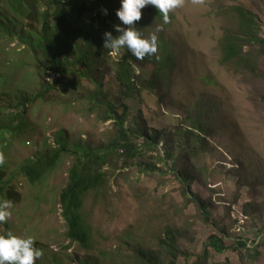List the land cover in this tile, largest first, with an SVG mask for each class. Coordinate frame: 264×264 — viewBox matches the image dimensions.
Listing matches in <instances>:
<instances>
[{"label": "rangeland", "instance_id": "rangeland-1", "mask_svg": "<svg viewBox=\"0 0 264 264\" xmlns=\"http://www.w3.org/2000/svg\"><path fill=\"white\" fill-rule=\"evenodd\" d=\"M94 2L89 0L90 10L80 19H72L70 30L85 29L93 40L92 53L97 54L104 69H112L122 53L111 60L98 50L103 45L98 36L102 30L98 16L108 19L105 10L109 7L110 15L119 21L116 10L120 0L103 6L100 2V7ZM224 3L255 14L264 37V0H183L182 6L169 12L168 23L149 14L147 8L142 10L137 27L147 37L161 25L157 42L162 43V50L167 49L159 54H173L175 65L172 77L162 80L163 89L145 92L143 103L130 101L133 111L125 121L130 127L131 116L140 117L139 112L144 115L149 109L161 113L166 108L156 124L164 130L156 146L162 160L157 161L155 174L137 165H116L114 160L104 166L105 185L98 195L90 192L84 203L91 232V246L86 250L68 238L61 205L73 158L65 156L56 170L35 185L19 170L52 151L59 132L67 138L70 149L82 142L94 148L106 146L113 122L101 121L89 111L91 102L80 89L99 85L118 105V88L113 87L112 79H103L95 66L92 73L79 78L61 77L51 70L43 73L33 61L29 24L35 20L41 32L46 12L57 7L44 0L40 4L0 1V77L4 80L0 82V96L15 104L21 95L33 98L56 79L67 83L77 79V87L65 94L67 102H76L69 106L62 100H35L24 112L31 128L3 146V181L11 180V189L21 199L9 209V226L5 229L1 225L0 234L32 236L43 250L38 264H134L135 250L158 249V242L169 229L186 232L188 236H181L178 246L193 253L201 251L199 246L209 235L223 238L227 249L206 264L226 260L230 264H264V56L258 58L255 73L243 69L232 74L231 67L227 70L219 63L224 32L237 25L233 15L227 18L218 14ZM62 50L69 56L70 50ZM150 66L136 65L142 80ZM152 154L158 155L155 151ZM185 178L189 192L208 205V225L199 208L179 192ZM178 209L182 213L177 214ZM240 242L247 244L246 250ZM177 264L191 263L182 257Z\"/></svg>", "mask_w": 264, "mask_h": 264}, {"label": "trees", "instance_id": "trees-1", "mask_svg": "<svg viewBox=\"0 0 264 264\" xmlns=\"http://www.w3.org/2000/svg\"><path fill=\"white\" fill-rule=\"evenodd\" d=\"M0 1L6 3L9 0ZM86 11V3L81 2L77 9H72V14L75 13V20H78ZM218 14L227 18L229 15H233V18L237 20L236 27L227 28L220 41V63L226 66L227 70L231 67L232 74L243 69L255 73L258 58L264 56V37L259 33L258 17L242 6H231L225 3L219 6ZM59 15L60 20L56 18L57 15L54 16V27L51 28L48 23L51 16L45 14V23L41 32L36 26V21L31 20L29 26L33 39L28 42H31L30 47L34 53L33 61L40 66L43 73L46 70H51L61 74V77L74 75L78 78L82 77L85 72L89 75L94 68L92 65L96 69L101 66L97 54L92 53L95 51L93 40L89 39L90 35L86 33V30L76 28L71 31L68 28L69 22L64 23L61 19L62 13ZM63 39H66L64 44ZM62 47L70 50L69 56L62 50ZM127 59L128 56L123 58L122 69L116 72L119 86H117L118 95L115 100L118 105H115L110 100L109 94L99 87L95 89L81 87L80 89L91 102V105H87L89 111L95 112L101 121H114L108 144L104 147L94 148L88 142H82L70 149L67 138L62 135V132H59L56 138L57 145L52 151L46 152L35 162L27 163L19 170V173H22L30 184L35 185L50 172L56 170L59 162L65 156L70 155L73 158L69 183L61 194V205L63 217L69 228V238L73 243H79L86 250L91 246V232L84 217V203L90 192L93 191L98 195L102 186L105 185L104 166L114 160L116 165L123 163L126 168L137 165L147 172L155 174L157 161L162 160V154L156 146L163 131L158 132L155 123L166 108L161 109V113L149 109L148 115H143L139 110L141 111L139 112L140 117L133 118L131 116L133 125L129 128L124 127V122L128 114L133 111L130 101L135 100L138 103H143L145 92H148L150 88L154 89L153 91L162 88V80L165 77L170 78L171 71H162L159 75L150 76L142 82L134 79L132 72L127 69L125 63ZM3 81L0 77V82ZM75 87H77V79L67 83L60 78L52 84L43 86L33 98L21 95L15 104L0 96V158L4 153L3 146H8L11 141L31 128L24 115L27 105L35 100L44 103L62 100L71 106L76 101L67 102L65 94L73 91ZM93 103L94 106H92ZM8 110L9 112H7ZM6 113H8L7 116H5ZM141 140L143 143H140ZM154 151L157 152V156L152 154ZM166 155L171 157V151L167 150ZM4 170L5 162L0 159V197L5 196L7 189L1 184ZM186 181L187 178L181 181L183 186L179 192L186 201L194 203L199 208L202 220L208 225L210 223L208 205L199 196L189 192L185 185ZM5 184L10 186L11 181L9 180ZM189 193L192 194L191 198ZM14 196L15 198L20 197L19 195ZM176 213H182V211L178 209ZM245 214L248 219V210L245 211ZM181 236L187 237L188 235L179 230H167L164 238L158 242V249L140 247L135 250L134 264H177L182 257L191 264H206L216 254H222L227 249L223 238L211 234L202 247L199 246L201 251L193 253L178 246ZM239 246L247 249L246 243L240 242ZM213 264H230V261L214 262Z\"/></svg>", "mask_w": 264, "mask_h": 264}, {"label": "clouds", "instance_id": "clouds-1", "mask_svg": "<svg viewBox=\"0 0 264 264\" xmlns=\"http://www.w3.org/2000/svg\"><path fill=\"white\" fill-rule=\"evenodd\" d=\"M30 1L36 4L41 3V0ZM44 1H48V5L50 6L57 7L51 13L49 11L46 12V14L51 16V20L48 22L51 28L54 27V16L57 15L56 18L60 20L59 14L62 13L61 19L64 23L66 21L69 22L68 28L70 29V26L72 25V19L73 21L75 19V13L72 14V9H77L81 5V2H84L87 5V11L84 14L90 10L89 0ZM113 1L114 0H112V2L111 0H95L94 3L95 7H100V2L102 3L101 6H103L107 2L113 3ZM71 2H73V4H71ZM182 4L183 0H120V7L116 10V16L119 21H117L115 16L110 15L108 12L109 7L105 10L108 19L98 16V23H100L102 27L101 33L98 36L99 40L103 44L102 46L98 47V50L103 53L104 57L111 58V60L112 56L117 57L119 53H122L119 61H117L116 67L107 70L102 66L97 68V70H99L101 73V77L105 80L112 79L113 87L119 86L116 80V72L117 70L120 71L122 69V60L125 56H128V59L125 63L127 65V69L132 72L134 79L145 81L148 77L157 76L162 71H171V78L173 67L175 65V58L173 57V54L166 56V52L159 54V52L162 50V43L157 42L158 37L156 33L162 30V26L157 25L155 30L149 36L145 37L141 29L137 27V22L142 18V10L147 8L149 14H154L156 18L163 20L164 23H168L169 12L177 7L182 6ZM153 6L156 8L155 10L153 9ZM103 31L105 33H103ZM87 34L89 35V33ZM166 49L167 47H164L162 52ZM219 57L221 58V54H219ZM98 62H100L99 59ZM147 64H150L151 66L146 71V78L142 80L141 73H139L137 70L136 65L144 66ZM155 65L157 67H155ZM92 67L94 66L92 65ZM133 67L135 70L132 69ZM84 74H86V72ZM98 87L100 88L99 85ZM163 88L164 84H162V88H157V91ZM153 90L154 89L150 88L148 93ZM163 92L165 93L164 90ZM159 118L160 117L157 118L155 124H157ZM126 123L127 122L125 121L124 127L129 128ZM183 123V120L180 119V124ZM157 131L159 132L164 130L158 128ZM172 133L177 132L174 131ZM6 182H4L2 178L1 184L2 186H6L7 189L5 196L0 197V226L3 225L5 229L8 228V219L12 215L9 209H11L13 205L18 204V201L21 199V195L17 191L11 189V184L10 186L6 185ZM14 195H19L20 197L15 198ZM71 243L73 242L71 241ZM77 244L79 245V243ZM42 256L43 250L37 245L36 242H34V238L32 236L29 235L27 237H19L7 232L0 234V264H38L37 260Z\"/></svg>", "mask_w": 264, "mask_h": 264}, {"label": "bare ground", "instance_id": "bare-ground-1", "mask_svg": "<svg viewBox=\"0 0 264 264\" xmlns=\"http://www.w3.org/2000/svg\"><path fill=\"white\" fill-rule=\"evenodd\" d=\"M169 55V54H168Z\"/></svg>", "mask_w": 264, "mask_h": 264}]
</instances>
